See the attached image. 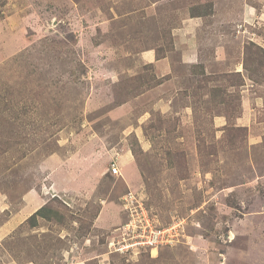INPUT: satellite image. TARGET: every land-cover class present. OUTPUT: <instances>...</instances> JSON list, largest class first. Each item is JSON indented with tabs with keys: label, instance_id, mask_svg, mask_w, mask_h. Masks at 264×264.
Instances as JSON below:
<instances>
[{
	"label": "rangeland",
	"instance_id": "obj_1",
	"mask_svg": "<svg viewBox=\"0 0 264 264\" xmlns=\"http://www.w3.org/2000/svg\"><path fill=\"white\" fill-rule=\"evenodd\" d=\"M0 264H264V0H0Z\"/></svg>",
	"mask_w": 264,
	"mask_h": 264
},
{
	"label": "built area",
	"instance_id": "obj_2",
	"mask_svg": "<svg viewBox=\"0 0 264 264\" xmlns=\"http://www.w3.org/2000/svg\"><path fill=\"white\" fill-rule=\"evenodd\" d=\"M112 171L114 174H119V169L117 166L112 167ZM168 230H156V231H150V235H145L143 238H141V235L138 237V241L135 242L131 246H123L119 250L124 251L127 248L132 247H141V248H147L151 249L152 253L155 251H158L159 246H164L171 244V240L169 239V235H167ZM147 236V237H146Z\"/></svg>",
	"mask_w": 264,
	"mask_h": 264
},
{
	"label": "trees",
	"instance_id": "obj_3",
	"mask_svg": "<svg viewBox=\"0 0 264 264\" xmlns=\"http://www.w3.org/2000/svg\"><path fill=\"white\" fill-rule=\"evenodd\" d=\"M203 15H193V17H202ZM46 211L47 209H45V207L41 208L40 210H38L36 213H34L29 221L32 223V226H36L37 225V221H38V217H42L43 219H46V220H51L52 219V215H53V212H52V215L50 214H46Z\"/></svg>",
	"mask_w": 264,
	"mask_h": 264
},
{
	"label": "crops",
	"instance_id": "obj_4",
	"mask_svg": "<svg viewBox=\"0 0 264 264\" xmlns=\"http://www.w3.org/2000/svg\"><path fill=\"white\" fill-rule=\"evenodd\" d=\"M192 18V17H191Z\"/></svg>",
	"mask_w": 264,
	"mask_h": 264
}]
</instances>
